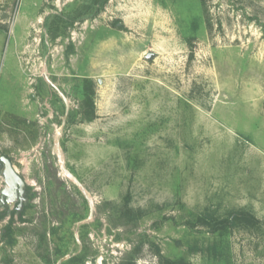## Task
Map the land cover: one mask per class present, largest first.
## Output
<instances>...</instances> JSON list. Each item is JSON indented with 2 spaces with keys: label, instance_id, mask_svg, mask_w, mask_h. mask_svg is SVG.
Returning a JSON list of instances; mask_svg holds the SVG:
<instances>
[{
  "label": "rangeland",
  "instance_id": "obj_1",
  "mask_svg": "<svg viewBox=\"0 0 264 264\" xmlns=\"http://www.w3.org/2000/svg\"><path fill=\"white\" fill-rule=\"evenodd\" d=\"M91 2L0 0V264H264V0Z\"/></svg>",
  "mask_w": 264,
  "mask_h": 264
},
{
  "label": "water",
  "instance_id": "obj_2",
  "mask_svg": "<svg viewBox=\"0 0 264 264\" xmlns=\"http://www.w3.org/2000/svg\"><path fill=\"white\" fill-rule=\"evenodd\" d=\"M147 58L151 59L154 54L152 52L147 53ZM62 162V161H61ZM62 169L67 172L68 174L71 175V173L65 169L64 165H62ZM3 172L5 182L8 185L9 189H5L2 191L0 200L1 202L6 205L5 199L8 197L15 196L16 194L18 195L19 198V203H18V208L22 206V195L24 192V186H25V181L22 178V176L17 172V170L13 167L11 161L7 157H2L0 161V172ZM77 182V180H76ZM93 204L91 202V207H90V217L93 216ZM67 257L64 256L59 260V263L66 259Z\"/></svg>",
  "mask_w": 264,
  "mask_h": 264
},
{
  "label": "trees",
  "instance_id": "obj_3",
  "mask_svg": "<svg viewBox=\"0 0 264 264\" xmlns=\"http://www.w3.org/2000/svg\"><path fill=\"white\" fill-rule=\"evenodd\" d=\"M91 4H98V6H102L107 0H91ZM3 217V214L0 215V218ZM198 222L201 224H206V225H212V226H217V227H223V226H227V224L229 223V219L228 218H224V219H218L216 217H214L213 214L211 213H207L203 216H200L198 218ZM156 254L159 255V257L161 258V262L163 264H188L182 261H175V260H171L169 258L164 257L163 255H161L160 250L158 248H156ZM131 264V263H130Z\"/></svg>",
  "mask_w": 264,
  "mask_h": 264
},
{
  "label": "flooded vegetation",
  "instance_id": "obj_4",
  "mask_svg": "<svg viewBox=\"0 0 264 264\" xmlns=\"http://www.w3.org/2000/svg\"><path fill=\"white\" fill-rule=\"evenodd\" d=\"M1 158H2V157H0V161H1ZM22 178H23V176H22ZM23 179H24V178H23ZM24 181H25V179H24ZM28 195H29V189H28V187H27V183H26V181H25L24 192H23V195H22V199H23V201H22V206H21L20 208H18V203H19L18 195L16 194L15 196H12V197H16V204H15V206H14V209H12V210L10 211L11 214H12V213H18V215H20V218H22V216H23V212H24V210L26 209V202H25V199L28 197ZM10 198H11V197H8V198L5 199L6 205H4V204L1 202V200H0V204H1V206L4 208V210L0 212V215H1V214L5 215V214L8 212V202H7L6 200H7V199H10ZM10 217H11V216H10ZM8 226H9V225H8Z\"/></svg>",
  "mask_w": 264,
  "mask_h": 264
}]
</instances>
